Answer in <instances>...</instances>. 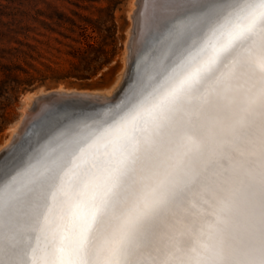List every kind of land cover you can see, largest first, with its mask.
Masks as SVG:
<instances>
[{
	"label": "snow or ice",
	"instance_id": "1",
	"mask_svg": "<svg viewBox=\"0 0 264 264\" xmlns=\"http://www.w3.org/2000/svg\"><path fill=\"white\" fill-rule=\"evenodd\" d=\"M165 4L124 99L51 113L61 151L23 184L0 172V264H264V0Z\"/></svg>",
	"mask_w": 264,
	"mask_h": 264
},
{
	"label": "rangeland",
	"instance_id": "2",
	"mask_svg": "<svg viewBox=\"0 0 264 264\" xmlns=\"http://www.w3.org/2000/svg\"><path fill=\"white\" fill-rule=\"evenodd\" d=\"M129 2L0 0V146L28 92L119 88Z\"/></svg>",
	"mask_w": 264,
	"mask_h": 264
},
{
	"label": "bare ground",
	"instance_id": "3",
	"mask_svg": "<svg viewBox=\"0 0 264 264\" xmlns=\"http://www.w3.org/2000/svg\"><path fill=\"white\" fill-rule=\"evenodd\" d=\"M176 14L177 12L175 9L166 6L165 0H130L128 9L129 24L127 27L124 48L125 60L123 61V68L126 67L124 80L129 74L130 64L133 65L132 61L134 55L136 54L135 49L143 40V36L146 34V31L152 28H158L161 25L162 21L172 19ZM124 80L120 83V86H118L119 88H117L113 92L111 89L112 87L104 89H90L65 87L63 85H59L51 89L40 88L28 92L23 98V101L25 103L22 106L23 108L20 118L16 121L15 124L10 127L9 136L3 141L2 145L0 146V156L6 150L10 149L12 144L19 139L20 134L22 133V131H24V128L26 127L25 125L28 122L47 114L54 107L67 109L79 106L80 110L88 108L90 106H94L96 104L103 105L105 103L102 101L107 100V98H109L111 101L112 99H114L115 94L118 92V90L121 89ZM80 96L85 99L76 100V98ZM58 111L59 110L52 111V113ZM210 123L211 122L209 121V124ZM207 135L209 136L210 143L215 140V136L210 126L207 127ZM43 140L46 141L48 139ZM43 140L38 141L36 144L32 145H39V143L43 142ZM31 143L35 142L33 141ZM27 145H30V143H28ZM48 145L52 146V144ZM246 150V139L241 136L237 138L236 145H232L228 149L221 148L220 152L214 154L212 158L219 165V168L221 170L226 171L233 166V162L237 160L241 153L246 152ZM60 151L61 147L58 145L54 147V149L46 151L48 152V155L43 158L40 157L39 162L28 170L29 173L21 172L18 175L16 174L17 178L20 177L18 181L21 184L25 183L34 170L42 169V167L46 166L48 160H50L52 156L58 154ZM166 226V222L162 220L160 222L161 230H163Z\"/></svg>",
	"mask_w": 264,
	"mask_h": 264
},
{
	"label": "water",
	"instance_id": "4",
	"mask_svg": "<svg viewBox=\"0 0 264 264\" xmlns=\"http://www.w3.org/2000/svg\"><path fill=\"white\" fill-rule=\"evenodd\" d=\"M159 28L160 26L158 28H152L146 31V34L143 36V40L135 49L136 54L133 58L134 62L132 61L133 65L130 64L129 74L124 80L121 89L118 90L112 101L110 100L104 102L105 104L103 105L96 104L94 106H90L88 108L80 110L79 107L67 109L54 107L47 114L28 122L25 125L26 127L24 128V131H22V133L20 134L19 139L12 144L10 149L6 150L0 156V172H8L13 175L21 172L29 173L28 170L39 162L40 157L43 158L48 155V152L46 151L54 149V147L59 144V141L57 140L44 141L43 139L45 138H43L42 136V129L47 123L46 117H48L52 113V111L59 110L58 112H63L66 110H71L77 115H79L80 113L91 115L97 112H102L105 106L110 107L119 104L120 101L124 99L129 89L132 87L131 81L135 80L143 74H146L150 70V56L152 54V50L159 48V45L155 43V40L159 35ZM149 44L151 45L150 47ZM164 51L166 52L167 49L165 48ZM83 99L85 98L81 96L76 98V100ZM41 140H43V142L39 143V145H32ZM33 141L35 143H31ZM28 143H30V145H27ZM48 144H52V146ZM19 178H17V180Z\"/></svg>",
	"mask_w": 264,
	"mask_h": 264
}]
</instances>
